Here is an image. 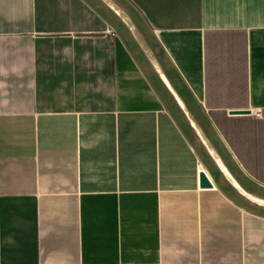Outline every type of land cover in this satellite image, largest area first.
Masks as SVG:
<instances>
[{
    "label": "crops",
    "instance_id": "crops-1",
    "mask_svg": "<svg viewBox=\"0 0 264 264\" xmlns=\"http://www.w3.org/2000/svg\"><path fill=\"white\" fill-rule=\"evenodd\" d=\"M161 233L264 264V0H0V264H161Z\"/></svg>",
    "mask_w": 264,
    "mask_h": 264
},
{
    "label": "rangeland",
    "instance_id": "rangeland-1",
    "mask_svg": "<svg viewBox=\"0 0 264 264\" xmlns=\"http://www.w3.org/2000/svg\"><path fill=\"white\" fill-rule=\"evenodd\" d=\"M224 174L226 176L228 175L226 172ZM258 192H260L259 189ZM248 237L249 233H241L242 247L249 244ZM258 237L260 238L257 239V244L255 243L254 245L264 247V237ZM161 245L163 251L161 264H201V255L199 252H195V249L192 254L188 252L189 248L186 247V233H161ZM197 245H199V242ZM207 256L208 259H205V264H231L230 262L226 263L222 261L224 256L217 258V255L212 253H209Z\"/></svg>",
    "mask_w": 264,
    "mask_h": 264
},
{
    "label": "water",
    "instance_id": "water-1",
    "mask_svg": "<svg viewBox=\"0 0 264 264\" xmlns=\"http://www.w3.org/2000/svg\"><path fill=\"white\" fill-rule=\"evenodd\" d=\"M201 186L202 187H211L212 184L210 183L207 175L205 173H201Z\"/></svg>",
    "mask_w": 264,
    "mask_h": 264
}]
</instances>
